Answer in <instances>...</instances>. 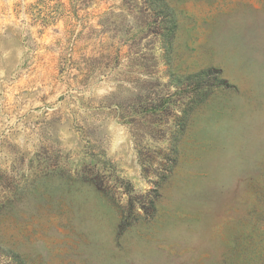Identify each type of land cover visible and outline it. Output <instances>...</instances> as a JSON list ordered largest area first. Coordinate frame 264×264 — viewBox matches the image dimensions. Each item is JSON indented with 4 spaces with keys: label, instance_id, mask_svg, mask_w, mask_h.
I'll use <instances>...</instances> for the list:
<instances>
[{
    "label": "rangeland",
    "instance_id": "1",
    "mask_svg": "<svg viewBox=\"0 0 264 264\" xmlns=\"http://www.w3.org/2000/svg\"><path fill=\"white\" fill-rule=\"evenodd\" d=\"M0 264H264V0H0Z\"/></svg>",
    "mask_w": 264,
    "mask_h": 264
}]
</instances>
